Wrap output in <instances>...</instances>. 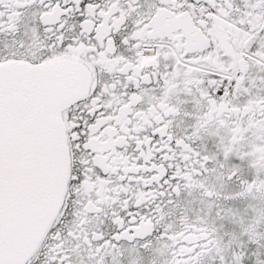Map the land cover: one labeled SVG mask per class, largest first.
Listing matches in <instances>:
<instances>
[{
    "label": "snow or ice",
    "instance_id": "snow-or-ice-1",
    "mask_svg": "<svg viewBox=\"0 0 264 264\" xmlns=\"http://www.w3.org/2000/svg\"><path fill=\"white\" fill-rule=\"evenodd\" d=\"M0 264H264V0H0Z\"/></svg>",
    "mask_w": 264,
    "mask_h": 264
}]
</instances>
